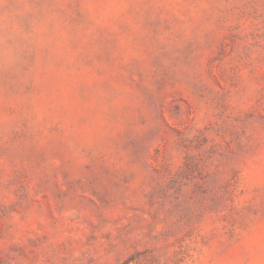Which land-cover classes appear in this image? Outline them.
<instances>
[{"label":"rangeland","instance_id":"374dc122","mask_svg":"<svg viewBox=\"0 0 264 264\" xmlns=\"http://www.w3.org/2000/svg\"><path fill=\"white\" fill-rule=\"evenodd\" d=\"M0 264H264V0H0Z\"/></svg>","mask_w":264,"mask_h":264}]
</instances>
